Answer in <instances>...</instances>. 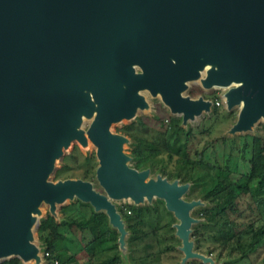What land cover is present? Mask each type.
Wrapping results in <instances>:
<instances>
[{"label":"water","instance_id":"obj_1","mask_svg":"<svg viewBox=\"0 0 264 264\" xmlns=\"http://www.w3.org/2000/svg\"><path fill=\"white\" fill-rule=\"evenodd\" d=\"M194 80L227 88V109L238 108L231 132L264 120V0H0V259L40 263L31 228L42 201L50 211L74 197L89 203L122 244L112 201L161 198L178 220L181 263L207 262L192 251L198 201L182 199L188 184L130 166L127 139L110 131L147 107L142 89L183 122L209 110L210 99L182 94ZM82 117H92L86 131ZM86 138L103 192L82 179L48 181L62 149Z\"/></svg>","mask_w":264,"mask_h":264},{"label":"trees","instance_id":"obj_2","mask_svg":"<svg viewBox=\"0 0 264 264\" xmlns=\"http://www.w3.org/2000/svg\"><path fill=\"white\" fill-rule=\"evenodd\" d=\"M216 98L212 95L208 99L214 102ZM230 114L235 115L234 112ZM211 115L218 116L217 106L212 105ZM155 118L160 126L164 125L160 117ZM167 119L166 129L153 139L130 136L129 143L133 147L129 157L133 167L148 169L151 174H160L170 182L177 179L180 183H189L192 190L195 186L199 188L203 204L197 210L203 220L191 227L189 238L194 247H199L206 225L218 228L222 234L218 246L229 247L228 253H235L234 261L247 260L258 249H264V136L222 137L220 151H215L214 159L210 160L205 153L209 141L197 148L191 128L182 127L181 117ZM181 133L183 143L179 145ZM82 162L84 169L79 177L91 180L98 166L94 155H85ZM61 169H68L66 162ZM57 175L61 179L73 177L70 172L64 176L58 171ZM78 203L88 206L89 213L77 216L65 212L67 207H62L60 212L64 214L59 221L49 213L39 220L38 239L41 249L49 252L48 264H53V260H57V264H70L75 253L81 251L86 253V264H181V240L174 226L177 219L163 199L128 204L125 208L115 205L127 233L128 253L125 256L118 248L120 233L109 223L106 213L94 211L82 201ZM102 216L104 221H100ZM94 245L99 251L89 253ZM73 247L75 253H70ZM6 263L23 264L17 257L0 262Z\"/></svg>","mask_w":264,"mask_h":264},{"label":"rangeland","instance_id":"obj_3","mask_svg":"<svg viewBox=\"0 0 264 264\" xmlns=\"http://www.w3.org/2000/svg\"><path fill=\"white\" fill-rule=\"evenodd\" d=\"M134 68L136 72L140 71V68L138 66H134ZM226 90L227 88H223V87L204 88L201 86L199 80H194V81L187 82V88L182 92V94L189 96L191 98H197L199 96H202L204 98H207V97L210 98L212 97V95H215L217 96L216 99H218L220 95L223 96ZM139 93L143 95L144 99L146 100L147 107L137 108L135 110L134 116L130 119L123 118L119 121L112 122L110 124L111 132L115 134H120L127 139V141H125L122 144V151L127 155L131 154V151H132L131 149L133 147V145L129 143L131 135H140V136L146 137L147 139H153L158 135L160 131L162 132L164 131V129H166L167 124H168L167 118L169 116L181 117V114L172 113L169 110L168 106L162 102L161 97L158 93L155 96H153L146 89L140 90ZM217 108H218V116L216 118L211 115V111H212V106H211L209 110L202 111V113H200L199 115H196L192 119H188L185 122L181 120V125L183 128H187V127L191 128L192 134L194 135L193 138L195 139L194 141L195 142L197 141L195 144L197 148L199 149L202 148V146L205 145L204 142L209 141L208 150L205 152L207 155V159L213 160L215 157V151L216 152L220 151L221 149L220 139L222 137H233V136H240V135H257V134L264 136V120L262 119L259 120L248 131L231 132V127L235 123L236 118H237L238 108L234 107L231 110H228L225 103H223L222 105L220 104V106H217ZM231 112H234L235 115L232 116L230 114ZM155 117H160L164 121L163 122L164 125L160 126L159 122L156 120ZM91 119L92 117H89V118L82 117L80 128L86 131V129L88 128L91 122ZM131 140L133 141V139ZM170 142H172L171 139H170ZM178 143L179 145L183 143L182 133L179 136ZM240 143H241V138L238 139L239 146H240ZM95 150H96L95 145L88 138L85 144H81L77 140H72L67 147L62 149V155L55 160L54 167L52 171H50V173L48 174L47 180L51 182L63 180L61 179V177H58L57 175L58 171L64 174V176L68 175V172H70L73 174L72 179H81L79 177L80 176L79 173L80 171L84 169V163L82 162V158L87 154L94 155V160L97 161ZM65 162L67 163V167H68V169L66 170L61 169L62 165ZM127 163L133 167V161H130L129 159ZM97 164H98V161H97ZM158 175L160 174H151L149 172L148 178H155ZM85 181L91 182L93 188L96 191L103 192L102 187L99 185L96 179V175H94V177L91 180H85ZM187 184H188V189L182 195V199L184 201H191V200L198 201V204L190 212V215L193 218V221L191 223V227H192L194 224L201 223V221L203 220L202 215L199 214L197 210L199 206L203 204V201L200 197L201 193L199 192L200 191L199 188L195 186V188L192 190L190 188V184L189 183ZM154 199L155 198H153L152 200ZM78 200L79 199H77L76 197L72 199H66L63 202L56 204L54 210L52 211H50L49 209V204L42 201L40 205L38 206L39 212L35 213L34 216L39 222L40 218L45 217L46 214L49 213L53 215L57 221H59V219H61L62 215L64 214L60 212V209L62 207H67L65 212L70 213V214H75L77 216L82 215L84 213L88 214L89 207L81 206L78 203ZM112 202L115 205H119L123 207L124 206L126 207V205L128 204H134L133 201L129 198L115 199ZM84 203H87V202H84ZM100 212L102 211L100 210ZM95 220L99 221V218L96 217ZM100 221H104L103 216L100 218ZM37 228L38 226L33 224L31 228L32 242L40 250L42 245L38 239ZM204 229H205V233L200 238L199 247L198 248L194 247V243L192 242V251L195 253L201 254L205 257H208V261L203 262L200 258H190V259L185 260L184 263H181V264H193L192 262L193 260L195 262L202 263V264H261L262 263V260L264 259V249H258V251L255 254H253L250 258H248L247 260L234 261L235 253L233 252L232 254H229L228 253L229 247L222 248L221 246H218L217 241L222 239V234L218 230V228L205 225ZM126 237H127V233L123 237L124 241L122 244L120 241H118V248L121 249V252L123 253L124 256L127 255L128 253L127 245H126ZM74 249L75 248L73 247L72 250L69 252L75 253ZM98 251H99V248L96 245H94L90 250H88L89 253L90 252L96 253ZM124 256H122L123 259L125 258ZM13 257L14 256H11V258ZM6 259H10V258H5V260ZM86 260H87L86 253L84 251H81L79 253H75L74 259L71 260L69 263L71 264L74 261L77 264H86ZM1 261H3V259H0V262ZM23 264H31V261L24 262Z\"/></svg>","mask_w":264,"mask_h":264},{"label":"built area","instance_id":"obj_4","mask_svg":"<svg viewBox=\"0 0 264 264\" xmlns=\"http://www.w3.org/2000/svg\"><path fill=\"white\" fill-rule=\"evenodd\" d=\"M213 105L215 106H220V104L222 105L224 103V98L222 95H220V97L218 99H215L214 102H212ZM39 256H40V263L39 264H48L49 262L47 261L48 256H49V252L48 251H44L42 249L39 250ZM7 260V259H6ZM4 261V260H3ZM7 264V263H6ZM31 264H35L34 260L31 261ZM51 264V263H50ZM53 264H57V260H53Z\"/></svg>","mask_w":264,"mask_h":264},{"label":"bare ground","instance_id":"obj_5","mask_svg":"<svg viewBox=\"0 0 264 264\" xmlns=\"http://www.w3.org/2000/svg\"><path fill=\"white\" fill-rule=\"evenodd\" d=\"M86 136V135H85ZM87 137V136H86ZM87 139V138H86Z\"/></svg>","mask_w":264,"mask_h":264}]
</instances>
